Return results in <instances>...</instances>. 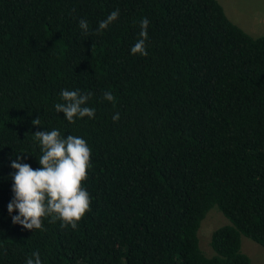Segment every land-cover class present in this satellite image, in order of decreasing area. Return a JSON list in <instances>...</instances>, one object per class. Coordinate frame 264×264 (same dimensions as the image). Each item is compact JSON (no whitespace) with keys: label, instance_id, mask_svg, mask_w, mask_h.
<instances>
[{"label":"trees","instance_id":"obj_1","mask_svg":"<svg viewBox=\"0 0 264 264\" xmlns=\"http://www.w3.org/2000/svg\"><path fill=\"white\" fill-rule=\"evenodd\" d=\"M144 18L148 54L133 55ZM64 89L91 93L95 117L56 113ZM52 129L91 149L90 210L28 230L8 212L11 162L41 167L33 134ZM213 208L229 223L207 256ZM242 236L264 247V36L217 0H0V264H251Z\"/></svg>","mask_w":264,"mask_h":264},{"label":"clouds","instance_id":"obj_2","mask_svg":"<svg viewBox=\"0 0 264 264\" xmlns=\"http://www.w3.org/2000/svg\"><path fill=\"white\" fill-rule=\"evenodd\" d=\"M119 11H112L105 20L99 22L96 32L99 33L117 20ZM149 20L144 18L140 23V39L131 47L133 55L147 56L146 40ZM79 27L85 34L89 25L86 20L79 21ZM104 99L114 102L115 97L109 92L103 94ZM91 93L81 94L79 90L64 89L60 93L62 102L54 104L56 113H64L69 123H75V118H94L95 109L87 105ZM120 119L119 113L113 116V121ZM40 119L32 121L33 126H40ZM34 141L39 142L42 155L38 159L41 167L33 169L31 165L20 162L17 155L11 162L13 199L8 204V212L18 211L12 217L13 224L22 225L28 230L43 228V220L51 217L49 223L61 221V227L70 225L73 229L90 210V196L83 187L87 179V170L91 166V149L80 137L61 135L57 129L37 131L33 134ZM33 258H28L26 264H42L39 253L34 252Z\"/></svg>","mask_w":264,"mask_h":264},{"label":"rangeland","instance_id":"obj_3","mask_svg":"<svg viewBox=\"0 0 264 264\" xmlns=\"http://www.w3.org/2000/svg\"><path fill=\"white\" fill-rule=\"evenodd\" d=\"M228 19L254 38L264 36V0H217ZM228 219L213 208L202 222L199 230L200 247L207 256L213 255L211 238L213 232L228 224ZM242 251L251 264H264V247L242 236Z\"/></svg>","mask_w":264,"mask_h":264}]
</instances>
